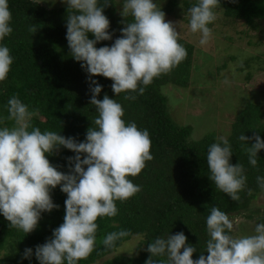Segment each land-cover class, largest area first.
<instances>
[{"label": "clouds", "instance_id": "9594fccd", "mask_svg": "<svg viewBox=\"0 0 264 264\" xmlns=\"http://www.w3.org/2000/svg\"><path fill=\"white\" fill-rule=\"evenodd\" d=\"M64 2L72 10L67 17L66 38L71 55L82 62L81 67L89 74L90 104L98 112L94 121L97 127H90L83 141L56 131H41L31 125L33 112L16 95L7 101L6 119L13 121V125L2 126L5 118L0 116V214L11 226L30 233L37 228L43 212L59 207L53 201L52 190L59 185L67 194L64 222L53 229L52 237L45 243L35 246L39 264H79L87 259L96 247L98 218L116 216L119 211L116 201H125L141 191V186L130 177L141 173L146 162L153 159L148 129L138 127L135 121L126 122L124 107L113 97L105 94L98 99L103 85L92 76L111 78L115 95L122 92L142 95L154 78L171 72L188 55L180 43L175 22L165 19L166 13L156 0H124L122 15H130L132 20L120 29L122 35L114 43L101 47L96 46L97 42L112 40L115 31H109L110 20L104 13L109 0ZM221 2L196 0L188 9L190 30L201 34V45L212 37L209 25L217 19ZM11 20L9 0H0V81L7 79L14 60L4 43L5 37L13 32ZM31 31L34 33L36 28ZM239 140L244 142L242 147L249 163L256 166L264 139L259 134L251 137L241 134ZM250 140H254L251 145L247 143ZM61 146L75 153L67 157L68 172L58 170L47 155ZM232 154L229 139L217 137L207 150L208 177L232 200L239 201L247 177L241 163H231ZM257 182L264 189V176H258ZM206 226L209 236L206 257L201 254L193 259L197 248L186 243L187 236L179 231L148 243L151 256L145 264H264V222L256 224L255 234L233 236L234 221L213 206ZM128 235L126 229L109 232L102 243L113 248ZM137 239L144 238L140 235ZM32 255L33 248L26 247L22 259L31 260Z\"/></svg>", "mask_w": 264, "mask_h": 264}, {"label": "trees", "instance_id": "16d2710c", "mask_svg": "<svg viewBox=\"0 0 264 264\" xmlns=\"http://www.w3.org/2000/svg\"><path fill=\"white\" fill-rule=\"evenodd\" d=\"M194 3L196 0H183L187 9ZM179 4L178 0H169L166 13H171ZM115 6V0H109L104 7V13L110 20L109 31L115 30L113 38L97 42V47L114 43L122 35L120 29L132 20L130 15H118ZM9 8L13 32L5 37L4 43L10 48L14 60L7 79L0 81V116L5 118L2 126L14 123L6 119L7 101L16 95L33 112L32 126L83 141L87 130L97 127L94 121L98 112L90 104L89 74L81 67L82 62L71 55L66 38L67 17L72 10L67 4L48 6L37 0H9ZM217 10H221L226 19L241 20L251 28L260 27L264 21V0H222ZM33 28H36L34 33L31 31ZM89 37L93 38L91 33ZM180 43L187 49V58L171 72L154 78L142 95L131 92L115 95L111 78L100 74L92 76L103 85L98 99H103L105 94L113 97L124 107L126 122L135 121L138 127L148 129L153 159L146 162L141 173L130 177L141 186V191L125 201L117 200L119 211L116 216L98 218L96 247L79 264H145L151 256L147 251L148 243L156 237H166L179 231L187 236L186 243L197 248L193 259H198L201 254L206 257L209 239L206 218L211 208L219 207L234 220L242 211H251L252 201L259 194H264V189L257 182L258 176H264V149L259 150L258 164L253 166L242 147L244 142L239 140L241 134L249 137L259 134L264 139V111L260 104L248 102L236 116L227 136L233 148L231 163H241L247 177L245 188L239 192V201L232 200L208 177L207 150L216 142L218 133L209 132L200 139H193V126L178 124L173 119L162 87L169 83L187 86L192 77L195 55L194 44L181 34ZM126 95L136 98L126 99ZM247 143L251 145L254 140ZM47 155L58 170L68 172L67 157L75 153L61 146L57 152ZM51 195L59 207L43 212L37 228L30 233L11 226L10 221L0 214V264H39L35 246L45 243L52 237L53 229L64 222L67 194L58 185ZM260 222H264V217ZM121 229L128 230L129 235L117 241L116 247L107 248L102 243L106 234ZM136 234L144 238L139 240V254L132 255L131 251L116 253ZM231 234L234 236L233 230ZM26 247L33 248L31 260L22 259ZM112 254L115 256L109 257Z\"/></svg>", "mask_w": 264, "mask_h": 264}, {"label": "rangeland", "instance_id": "374dc122", "mask_svg": "<svg viewBox=\"0 0 264 264\" xmlns=\"http://www.w3.org/2000/svg\"><path fill=\"white\" fill-rule=\"evenodd\" d=\"M178 1L180 4L171 13L165 11L169 0H156V3L166 13L165 19L175 22L181 36L195 46L192 77L187 86L169 83L163 85L162 92L168 97L173 119L178 124L193 126V139L209 132L227 137L236 116L248 102L260 104L264 111V21L260 27L251 28L241 20L226 19L217 10V19L209 25L212 37L201 45V34L190 30L188 9L183 0ZM115 2L119 15L123 13L124 0ZM41 3L66 4L64 0H41ZM251 209L235 216L234 236L255 234L256 224L264 217V194L252 201ZM138 236L134 235L116 253L139 254Z\"/></svg>", "mask_w": 264, "mask_h": 264}]
</instances>
